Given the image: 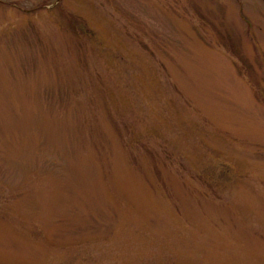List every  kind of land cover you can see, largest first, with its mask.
<instances>
[{
  "label": "rangeland",
  "instance_id": "obj_1",
  "mask_svg": "<svg viewBox=\"0 0 264 264\" xmlns=\"http://www.w3.org/2000/svg\"><path fill=\"white\" fill-rule=\"evenodd\" d=\"M0 264H264V0H0Z\"/></svg>",
  "mask_w": 264,
  "mask_h": 264
}]
</instances>
